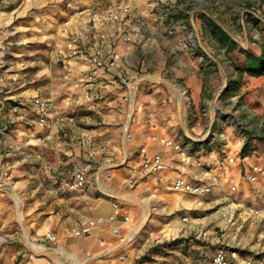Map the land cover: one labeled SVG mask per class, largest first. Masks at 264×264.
I'll return each mask as SVG.
<instances>
[{
    "label": "crops",
    "instance_id": "obj_1",
    "mask_svg": "<svg viewBox=\"0 0 264 264\" xmlns=\"http://www.w3.org/2000/svg\"><path fill=\"white\" fill-rule=\"evenodd\" d=\"M48 1L0 0V58L7 51L21 56L27 51L41 50H32L31 47L46 43L51 36L50 27L69 13L63 6L46 5ZM156 2L108 0L100 7H128L129 13L119 22L96 26L87 25L85 13L80 14L87 9L73 5L74 13L65 33L57 31L62 35L63 43L56 44V50L46 53L42 46L43 57L37 54L30 63L38 70L42 68L46 74H49L52 63H60L71 83L64 91L69 97L62 106L60 104L62 111L57 109L54 99L48 98L52 96L49 81L42 79L38 82L33 70L19 82L22 84L12 87L15 91L10 93L7 88L2 89L1 83L7 79L0 76V264H179L178 243L172 246L166 241L194 236L205 229L210 234L205 242L212 250L208 249L204 264L222 246L228 256L235 251L237 256L234 258H244L255 252L264 254V242L257 243L253 238V242L244 243L242 238L246 237L240 233L243 231L240 222L243 219L242 223H245L248 218L253 224L261 223L260 230L264 231V218L251 213L257 208L264 216V209L251 207L246 208L248 212L241 211L247 202L254 206L250 186L264 175L256 182H248L238 159L220 168L214 162L218 151L207 152L208 145H201L200 139L189 134L188 108L178 102L173 87L161 80L171 81L168 77L172 75L188 84L194 77V64L201 58L188 54L173 58V50L179 42L156 39L167 32L166 26L158 20L160 10L155 8ZM76 31L82 32L79 42L82 49L87 52L101 49L106 63L112 56L117 59L113 68L93 67L98 84L92 88L96 97L92 96L89 101L83 99V83L78 75L79 71H86L87 66L73 61L65 49L68 37ZM126 32L132 35L131 41L123 39ZM102 33H115L116 36L102 43L99 40ZM7 66L0 59V67ZM25 84L28 87H24ZM39 93L43 97L38 96ZM36 97L47 99L51 105L48 118L42 125L37 122L30 106V101ZM11 100L19 101V108L11 109L14 112L11 118L16 120L12 121L14 129L5 131L3 101L8 107ZM79 110H92L102 114V118L100 122H94L92 128L82 129L81 124L86 123L74 121ZM88 137L90 141H87ZM160 138L186 144L190 150L189 142L198 144L194 147L199 152L191 151L200 156L194 157L200 161V166L194 161L186 177L192 181L204 180L208 171L220 179V186L204 198L205 202L216 194L228 192L231 197L235 196L236 205L232 203L230 210V205L224 208L225 223L229 225L224 234L212 227L207 228L205 221H180L182 210L179 203L183 202L187 209H192L194 197L170 189L178 174L177 164L171 151L157 140ZM142 148L149 153H159L168 165L162 173L163 180H159L156 174L145 178L128 174V168L140 164ZM51 149L61 159L50 160ZM89 152L95 154L96 161L82 189L86 191L79 198L73 197V212L78 215L75 219L73 214L61 213L65 201L57 196L54 185L66 169L68 173L73 170V177ZM33 160L38 165L36 169L29 164ZM26 165L30 167L28 173ZM231 186H235V190H231ZM236 211L239 215L234 218ZM157 214L169 218L171 215V218L166 222L155 220ZM148 218L154 220L157 227H153L152 232L139 234L138 225ZM177 222L181 227L176 229ZM181 230L183 233L179 235ZM48 234H52L54 240H48ZM157 244L158 251L148 252ZM193 253H184L185 264H192Z\"/></svg>",
    "mask_w": 264,
    "mask_h": 264
},
{
    "label": "rangeland",
    "instance_id": "obj_2",
    "mask_svg": "<svg viewBox=\"0 0 264 264\" xmlns=\"http://www.w3.org/2000/svg\"><path fill=\"white\" fill-rule=\"evenodd\" d=\"M156 1L155 8L160 10L158 20L167 28V32L156 39L161 40L163 38L165 41H175L181 44V46L179 43L176 44L177 47L173 50V58L180 57L182 54L201 58L199 62L194 64V77L188 81V84L184 83L183 79L174 78L172 75L168 77L171 81L161 80L162 83L173 87L177 96L185 92L181 102L189 111L187 115L189 134L200 139L201 145H208L207 152L218 151L217 155L219 151L238 155L246 144L248 145L247 153H250L248 155L249 163L264 167V74L257 78L249 76L245 71L248 59L244 56L246 49L251 46H256L259 50L264 47V0H170L169 3L164 4L160 0ZM107 2L108 0H49L46 5L50 7L63 6L64 9H68L69 13L63 16L55 26L50 27L51 36L47 38L46 43L31 47L32 50L41 49L40 51H27L21 56L11 54L8 51L3 54L4 57L0 59L8 66L0 67V76L2 75L7 79L5 83H1L2 89L7 88L9 93L14 92L15 88L12 87L22 84L19 82L23 81V78L25 79L33 70L39 79L38 82H41L42 79L49 81V85L52 86V96L48 98L54 99L55 102L53 103L58 110H61L63 101L69 97V95H65L64 91L71 86V83L64 70L61 69L60 63H52L49 67V74L43 72L42 68L38 70L36 66H31L30 63L37 54L43 57L42 46H44L46 53V51L56 50L54 48L56 44L63 43L62 35L57 31L61 30L62 33H65L71 14L74 13L72 12L74 4L89 10L99 8ZM209 21L215 22L227 34L232 43L221 42ZM58 51L57 53H59ZM24 87H28V85L25 84ZM192 93L195 95L192 96ZM38 96L42 95L39 93ZM3 98H6V95H3ZM27 98L29 99L28 96ZM185 98H188L190 105ZM4 101L7 100L4 99ZM4 101L3 126H6L5 131H10L14 129L12 121H16L11 118V115L14 114L11 109L19 105V101L13 102L11 100L12 102L8 107ZM8 108L11 112L8 111ZM101 115L92 110H79L74 116V121L81 120L82 123H86L81 124V128L90 129L94 122H100ZM9 125H11L10 129ZM11 135L14 137V134ZM189 143L193 152H199V149L194 147L198 144ZM53 151L50 150V160L61 159V156ZM29 164L34 169L38 167L34 160ZM25 167L28 173L30 167L28 165ZM68 172L66 169L54 186L57 187V196L65 201L62 202L61 213L63 215L73 214L75 219H78V215L73 212V200L75 199L73 197L79 198L86 190H69L68 184L73 180V170ZM250 192L254 206L247 202L244 208L239 206L241 211L248 212L249 210L246 208L251 207L264 209V176L255 185L250 186ZM234 197H231L228 192L225 195L221 193L212 196L204 203V212L207 216L204 221L208 223L207 228L212 227V229L218 230L219 234L228 231L229 225L226 226L225 223L224 208L226 205L227 207L230 205V210L233 207L232 203L236 205ZM221 199L226 201L225 204H219L223 201ZM84 214L82 213V216ZM157 215L154 217L155 220L160 219L166 222L171 218V215L170 218L165 217V214ZM238 215L239 212L236 211L234 218H237ZM154 222V220L150 221L149 219L138 225V233L152 232L153 227H157ZM242 222H240L242 224L240 226H242L241 231H243L240 233L246 237L242 238V241L244 243L253 242L255 235L261 231L259 225L262 224H253L251 218L245 219V223ZM177 227H181L178 222L175 224L176 229ZM181 231L179 235L183 233V230ZM173 236L176 237L175 233ZM166 242L172 246L178 243L177 249L180 250V253L177 254V258L179 257V264L186 263L184 253L187 251L194 252L192 264H204L209 255L208 249L212 250L209 244L206 245L207 242L204 239H198L196 235L170 238ZM157 246L159 245L151 247L148 252L158 251Z\"/></svg>",
    "mask_w": 264,
    "mask_h": 264
},
{
    "label": "built area",
    "instance_id": "obj_3",
    "mask_svg": "<svg viewBox=\"0 0 264 264\" xmlns=\"http://www.w3.org/2000/svg\"><path fill=\"white\" fill-rule=\"evenodd\" d=\"M160 1L164 4L169 3L170 0ZM83 13H85L87 25L96 26L119 22L123 16L129 13V9L128 7L112 8L104 6L80 12V14ZM81 36V31H76V33L70 35L65 43V49L73 61H80L87 66L86 71H79L78 75L80 77V82L83 83V99L85 101H89L92 96L94 98L96 97V95L92 93V88L98 84L97 79L93 75V67L102 66L106 69H110L116 65L117 59L112 56L106 63L101 49H95L93 52H87L85 49H82L79 46ZM115 36V33H102L99 34V40L103 43L106 42L108 38H114ZM123 39L127 42L131 41L132 35L126 32L123 35ZM181 95H185V92ZM185 99L187 100L188 105H190L188 98ZM30 106L36 115L37 122L41 125L44 124L50 113V101L44 98L36 97L30 101ZM18 108L19 106L17 105L14 107V110H17ZM86 139L87 141L91 140L89 137ZM157 140L171 151L177 164L176 170L178 174L171 183L170 189L175 193L189 194L194 197L192 209H187L183 202L179 203V207L182 210L180 221L182 223H188L191 219L195 221L206 220L207 216L203 210L205 203L204 198L210 195L214 188H218L220 186V179L213 173L207 171L206 179H195V181L190 180L186 177V174L188 173L187 171L194 161H196L198 166H200V161L198 159H194V157L200 158V156L193 154L190 148L183 143L173 142L171 140L161 138ZM140 157V164L137 167L128 168V174L134 178H145L151 174H156L159 180H163L162 173L168 169V165L162 159L161 155L157 152L149 153L147 150L142 148L140 150ZM237 159L242 163V174L248 182H256L261 175H264V167L262 165L246 163L238 157V155L219 153L214 162L217 166L222 168L229 164H233ZM95 161V154L92 152L87 153L85 162L75 171L72 182L68 184L69 190L79 191L84 188L88 179L87 175L92 171ZM96 179L97 177L95 176L94 180L97 183ZM230 188L231 190H235V186H231ZM251 213L254 214V216L258 215L259 217L261 216L264 218V216H262L263 212L261 209H252ZM126 219L127 217H125V220ZM209 235L210 234L205 229L196 234V238L205 240L209 237ZM46 238L50 241L54 240V236L52 234L46 235ZM254 240L257 243L264 242V231H259L255 235ZM236 256L235 251H232L231 255L228 256L226 248H223L222 246L210 256L206 264H264V254L261 253H251L244 258H234Z\"/></svg>",
    "mask_w": 264,
    "mask_h": 264
},
{
    "label": "trees",
    "instance_id": "obj_4",
    "mask_svg": "<svg viewBox=\"0 0 264 264\" xmlns=\"http://www.w3.org/2000/svg\"><path fill=\"white\" fill-rule=\"evenodd\" d=\"M210 25L214 27V31L218 34V39L225 44H230L232 41L227 36V34L213 21H209ZM203 27V26H202ZM244 56L248 59L245 71L246 73L254 78L262 76L264 73V47L260 50L256 46H251L244 52ZM248 152V145H244L238 154L239 157L246 163L250 160H245L250 153ZM249 158V157H248ZM250 159V158H249Z\"/></svg>",
    "mask_w": 264,
    "mask_h": 264
},
{
    "label": "bare ground",
    "instance_id": "obj_5",
    "mask_svg": "<svg viewBox=\"0 0 264 264\" xmlns=\"http://www.w3.org/2000/svg\"><path fill=\"white\" fill-rule=\"evenodd\" d=\"M181 99H182V95H178V102L181 103ZM133 234V232H131V235Z\"/></svg>",
    "mask_w": 264,
    "mask_h": 264
}]
</instances>
